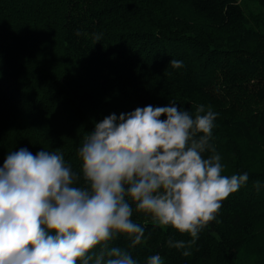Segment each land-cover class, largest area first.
Returning a JSON list of instances; mask_svg holds the SVG:
<instances>
[{"label":"trees","instance_id":"obj_1","mask_svg":"<svg viewBox=\"0 0 264 264\" xmlns=\"http://www.w3.org/2000/svg\"><path fill=\"white\" fill-rule=\"evenodd\" d=\"M250 5L264 10V0H0V167L11 151L44 148L79 172L78 149L104 117L210 105L224 174L248 181L190 257L166 243L189 235L136 213L143 242L111 244L138 264L157 253L164 264H264V15Z\"/></svg>","mask_w":264,"mask_h":264},{"label":"clouds","instance_id":"obj_2","mask_svg":"<svg viewBox=\"0 0 264 264\" xmlns=\"http://www.w3.org/2000/svg\"><path fill=\"white\" fill-rule=\"evenodd\" d=\"M217 115L210 105L193 114L175 101L112 113L84 136L79 172L62 152H9L0 167V264H138L111 244L119 236L130 248L143 242L146 225L134 213L189 235L166 243L190 257L222 202L249 179L224 174L211 143ZM146 264L164 260L157 253Z\"/></svg>","mask_w":264,"mask_h":264},{"label":"rangeland","instance_id":"obj_3","mask_svg":"<svg viewBox=\"0 0 264 264\" xmlns=\"http://www.w3.org/2000/svg\"><path fill=\"white\" fill-rule=\"evenodd\" d=\"M249 11L259 12L262 15H264V10L254 6V5H250Z\"/></svg>","mask_w":264,"mask_h":264}]
</instances>
